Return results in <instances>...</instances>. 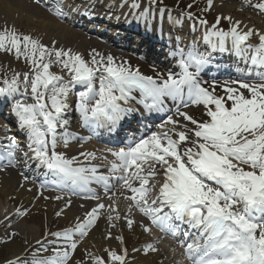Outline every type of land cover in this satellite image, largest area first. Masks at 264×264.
<instances>
[{
    "label": "snow or ice",
    "instance_id": "1",
    "mask_svg": "<svg viewBox=\"0 0 264 264\" xmlns=\"http://www.w3.org/2000/svg\"><path fill=\"white\" fill-rule=\"evenodd\" d=\"M122 2L128 15L145 22L146 31L157 14L160 19L167 14L173 26H182V17L191 22L192 33L199 31L187 44L169 35V55L178 72L153 67L155 75H145L127 60L96 48L85 54L55 35L46 43L43 36L22 32L7 20L0 24V54L26 68L9 64L0 73V104H10L19 130L0 137V173L34 165L46 177L34 199L62 202L56 217L71 209L73 197L83 201L82 211L66 226L53 231L45 224L40 238L34 243L25 238L2 264H133L137 257L132 254L157 256V264H165L168 251L176 253L175 247H159L165 237L183 250L184 264H264V27L222 12L210 22L204 14L216 7L215 0H206L200 15L192 11L198 0H192L179 17L164 0ZM33 3L60 21L68 18L66 8L79 11L65 0ZM245 8L264 18V0H241L237 10ZM224 53L243 61L248 70L223 82L204 79L214 56ZM77 86L83 90L76 94L74 109L87 137L70 131L66 119ZM192 106L201 109V117L185 110ZM152 116L162 121L156 130L144 123ZM99 130L117 145L105 149L107 155L81 151L70 156L60 150L74 140H90ZM19 175L18 187L24 188L29 176ZM43 190L56 194L44 195ZM27 215L23 205L12 213L5 209L0 246L15 241L19 232L9 231L14 218ZM101 220L106 246L102 251L95 245V250L85 248L76 259ZM124 229H139L148 239L130 254ZM111 241L116 247L107 243Z\"/></svg>",
    "mask_w": 264,
    "mask_h": 264
},
{
    "label": "bare ground",
    "instance_id": "2",
    "mask_svg": "<svg viewBox=\"0 0 264 264\" xmlns=\"http://www.w3.org/2000/svg\"><path fill=\"white\" fill-rule=\"evenodd\" d=\"M7 2H14L13 0L7 1ZM66 5H71L72 7L78 8V12H72L70 9L66 8V11H68V18L65 21L64 24L60 20H57L55 17L51 16L48 11L42 7H36V5L31 6V5H26L19 0L17 3H7L6 9H4V14L5 16L10 17L13 14H16V9L19 11H22V16H25V18L28 20V23L26 24L27 26H37L43 32L44 35V40H49L51 38L50 35L53 36V29H58V32L56 31L55 36L60 38L63 42L69 41L75 46H77L81 50H85L86 44L90 43H97L100 42L101 44L104 43L102 38L97 37H92L91 34L93 33V28L96 23L94 21L96 18H99L103 24L97 23V28L98 31L104 32V29L106 28V31H108L110 37L113 38L115 37L116 34L120 36L122 40H125L124 42L128 41V32L125 30L120 29V27H123L127 22H134L136 21L131 15V19L129 18V8L127 6H124L121 4L123 3L122 0H65ZM26 5V6H24ZM215 5L214 11L218 13H224V14H231L237 19H243L245 20L246 23H254L256 24L257 27H264V18L256 15L254 12L248 11L247 8L244 9L243 12L238 11L237 9L241 7L237 5H232L230 6L228 3H224L223 0H215ZM220 5H223L222 7ZM121 7V9H119ZM172 15L175 17V13L172 12ZM249 17H251V20L249 21ZM93 20L94 24L89 26L86 24L88 21ZM110 24H113L115 28L111 29L110 27L107 26V22ZM35 21V22H33ZM60 21V22H59ZM84 21V22H82ZM140 22L144 23L142 24L145 28V22L143 20H139ZM158 15L157 19L155 20L154 17L151 18L148 23L150 24V28L154 29L156 32V28H159L160 30H164V35L168 39L169 35L173 39H179L183 41V43L186 44V42L192 40V37L190 38L189 34L185 33L186 29H181L180 31L178 30L177 32L172 31L173 29H176L179 27L178 25L173 26L169 23L167 20V14H165V17L163 18V24L160 26L158 24ZM106 24V25H104ZM141 25V26H142ZM183 25V24H182ZM108 27V28H107ZM181 27V26H180ZM108 29V30H107ZM141 37V36H140ZM197 38L199 37L196 36ZM136 38V37H135ZM140 40L137 38L134 44L137 45L136 42H139ZM111 42V43H109ZM114 44L115 47H119V45L116 46V42L114 41H107L105 45L108 44ZM252 43H255L256 40L253 38L251 41ZM103 45V44H102ZM122 50V49H121ZM124 51V50H122ZM163 61H166L165 64L163 65L165 68L168 70H172L175 72L179 71V68L176 66L173 58L168 54V57L164 56ZM228 62H232L229 65ZM239 63V65H237ZM215 69L214 71L225 68L226 70H229V68H233L234 72L236 71L238 73L239 70H248L249 66H246L243 61L238 60V58L228 54H217L214 57L213 64ZM258 69H253V73L257 71ZM79 89V86L73 89L72 94L69 98V102L73 104L74 102V97H75V92ZM23 91V88L21 89ZM75 91V92H74ZM28 102V101H27ZM31 103V102H29ZM171 104V102H169ZM195 107V106H194ZM200 113L201 109L199 107H196ZM186 111H189L190 114L193 113L192 108L185 109ZM70 112V111H69ZM66 116V119L69 121L68 129L70 131H74V120L72 119V113H69ZM0 113H3L9 117L12 115L10 108L3 109L2 106H0ZM200 117V116H199ZM159 124V123H158ZM14 126V125H13ZM11 123L6 121L3 117L0 116V137L4 136L5 134L7 135H18L19 130L16 127H13ZM16 126V124H15ZM5 127L7 129H10L7 133H5ZM76 132V131H74ZM89 132H85L83 135L88 136ZM21 139H23L22 135L20 136ZM105 145V144H104ZM97 145L94 142L89 143H81L79 145L71 142L69 148L64 149L62 146L60 150L66 151L70 156L71 155H78L79 152L81 151H96L97 154L99 155L100 153H106L105 149L110 148L107 145ZM114 149V148H113ZM106 155V154H105ZM81 159H83L81 157ZM109 159L110 156H109ZM94 163H106L102 161H94ZM29 168V169H28ZM26 168H20L19 170H9L7 173H0V195L4 196L7 198V202H3V208L5 207V203L8 204L11 202L13 209L9 208L7 209L6 207L4 208L3 213L1 214L0 212V219L3 218L5 209L9 213L14 212L16 209V201L21 200L25 202L26 205H32L33 209L32 210H47L51 213H55V211L59 210V207L62 206V202L60 201H54V200H48L45 201L42 197L34 199V197L38 196V189H39V184H41L42 181L40 178H38L37 174L35 173L36 171L33 170L32 166ZM106 171V169H102ZM19 171H23L26 175L29 176V179L31 177L33 178V182L27 181L24 184V188H19L18 185L20 184L22 178L19 175ZM39 183V184H38ZM31 188L32 191L29 192L27 189ZM44 195H55L56 193L51 192L49 190H43ZM9 197H14V199H9ZM73 205L70 210H66L65 214L62 215L60 218L61 220H64L67 222V224L74 218L75 215L79 214L82 210L79 208V204L82 203L83 201L79 200L78 198L73 197ZM121 208L124 207V204L122 203ZM43 209V210H42ZM137 216L139 218V214L137 213ZM105 227L104 221H100V227L96 230H94L89 237L85 238V242L90 243L91 246L95 245V248H103L106 246V242L102 240L101 238V229ZM13 231H18L19 232V238L24 240L27 238L28 240L32 238V241L40 238L42 236V231L41 228L37 225V223H32L30 222L29 216H26L25 218H14V226L12 228ZM154 235H156L155 232H153ZM124 236L126 237L127 234H131L134 237L135 242L133 245H131L129 248L132 249L134 245H139L140 243H143L146 239H148L147 236L141 234L139 229H136L135 233L128 232L126 229L123 231ZM137 236H139V240H137ZM160 236V235H159ZM110 243L112 247H116V242L111 241L107 242ZM22 243H17L16 241L9 243L10 247V254L13 252L17 251ZM159 247L164 249L165 251H168L169 245L165 244L162 245L160 244ZM131 249H130V254H131ZM177 253L175 255L169 256L168 261L165 262V264H173V262H177V264H184L183 262V257L180 255L182 251H179L177 248ZM137 257L135 261H133V264H157L158 257L157 256H152L149 258H144L140 254H132ZM174 258H180L178 261H173Z\"/></svg>",
    "mask_w": 264,
    "mask_h": 264
},
{
    "label": "rangeland",
    "instance_id": "3",
    "mask_svg": "<svg viewBox=\"0 0 264 264\" xmlns=\"http://www.w3.org/2000/svg\"><path fill=\"white\" fill-rule=\"evenodd\" d=\"M10 0H0V24H3L5 22V20H7V22L9 24H15L16 27H18L22 32H28V31H32L34 35H41L44 37L45 34H43V32H41V30H39L40 28L37 26H27L26 24L28 23V20L25 18V16H22V11H19L18 9H16V14L11 15L10 17L5 16L4 14V9H6V7L8 6L7 3H17L19 2V0H13L14 2H7ZM21 2H23V4L26 5H31V6H35L36 4L33 3V0H21ZM192 0H164V3L171 7L170 9H172L174 12H178L177 16L179 15V13L181 11H185L186 10V5L191 3ZM224 3H228L230 6L232 5H237L240 4L241 5V0H223ZM24 5V6H26ZM237 5V6H240ZM42 5H36V7H39ZM206 6V0H198V4L196 5V7H194L192 9L193 12H195L197 15H200V9ZM44 10L46 9L45 7ZM248 11L253 12L252 9L247 8ZM216 14H218V12L212 10L209 13L204 14L205 17L212 22L216 16ZM176 16V17H177ZM182 18V17H180ZM35 22V21H33ZM60 22V21H59ZM62 24L65 23V21H61ZM223 27L227 28V22H223ZM53 35L56 34V31L58 32V29H53ZM52 37V35H50ZM59 37V36H58ZM57 37V38H58ZM93 37V35H92ZM95 37V36H94ZM60 39V38H59ZM46 43L48 42L47 40H44ZM61 43L67 44L69 46H72L82 52H84L85 54H87V52L91 49V48H96L98 51H100L103 54H112L115 57L118 58V60H127L133 68L139 67L141 72H143L145 75H155V73L152 71L153 67H155L157 70L162 71V67L160 65H152L149 66V61L145 60V59H140L138 57H134V55L132 54H125L122 51H119V49H117L116 47H112V46H108V45H102L100 42L95 43H90V44H86L85 50H81L79 49L77 46H75V44L69 42V41H65L63 42L61 40ZM11 65L12 68L16 69V70H26L23 62H16L14 61L11 57L5 56L3 54H0V73H4L7 71L8 69V65ZM54 71H58V69H53ZM8 75H11L10 72H8ZM83 90L82 88H79L76 92H75V97H74V102L76 99V94ZM28 102H32L31 99L27 100ZM193 107V106H192ZM193 116H196L197 118H199L198 116L201 117V113L200 111L196 108L193 107ZM97 144V143H96ZM7 202V198L0 195V212L1 214L4 211V208L6 207L7 209L11 208L13 209L14 207H12L11 202H9L8 204L5 203V207L3 208V202ZM16 208L20 207L21 205H23L25 208L28 209V215L30 222L32 223H37V225L39 226V228H41L42 231V235L45 231V227L44 225L47 224L48 228H50L51 230L55 231L58 228L64 227L67 225V222L64 220H61L60 217H56L54 215V213H51L47 210H32L33 207L32 205H26L25 202L18 200L16 201ZM9 231H13L12 229H9ZM4 235V230L3 227L0 226V236ZM15 241L17 243H22L23 239L21 240L19 237H16ZM30 243H34V240L32 241V238L29 239ZM126 242H127V246L128 249L130 251L131 248H129L131 245H133V243L135 242L134 237L131 234H127L126 235ZM111 246V245H110ZM85 248L88 249H93V246L90 245V243L85 242V240H83V242L81 243L80 247L78 248L77 252H76V259H81L82 258V254H83V250ZM95 249H100L102 251L103 248H95ZM93 249V250H95ZM171 254V252H170ZM168 253V255H170ZM11 255L10 254V247L9 244L7 245H3L0 246V264H2L3 260L5 259V257Z\"/></svg>",
    "mask_w": 264,
    "mask_h": 264
}]
</instances>
